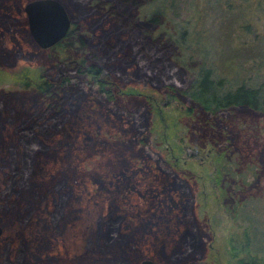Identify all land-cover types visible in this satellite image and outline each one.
Here are the masks:
<instances>
[{"label":"rangeland","instance_id":"rangeland-1","mask_svg":"<svg viewBox=\"0 0 264 264\" xmlns=\"http://www.w3.org/2000/svg\"><path fill=\"white\" fill-rule=\"evenodd\" d=\"M27 1L9 0L13 4L9 9L16 14L11 20L17 29L13 35L29 55L20 59L17 67L30 71L26 74L30 81L23 77L12 81L0 79V166L14 160L21 162L25 146L17 124L31 118L46 102L44 95L32 88V74L40 69L52 70L55 61L50 47L37 49L26 39L28 34L22 29L28 28L24 11ZM60 1L71 20L83 12L81 0ZM214 1L145 0L131 6L129 11L146 16L159 7L164 9L168 25H157L152 30L154 35L161 33V29L173 33L177 29L186 30L187 46L177 51L174 46L173 57L189 71L194 72L200 63H209L218 74L231 79L249 75L260 79V74H264V47L242 43L243 40L257 42L253 34H264V12L252 3L247 16L240 18L237 10L223 13L224 9ZM91 2L87 3L88 7ZM85 16L88 17L77 20L87 33L94 31V41L96 35L100 34V38L105 28L111 27L113 18L102 8ZM249 20L252 34L240 31V22ZM5 38L8 47L13 45L10 33ZM87 50L102 54L94 48ZM118 60V65H122V59ZM187 78H191L190 72L186 81ZM107 81L117 104L129 110L142 106L147 110L149 123L157 120L153 108L148 107L151 100L146 96L148 90L142 88L138 79L109 73ZM183 105L173 100L168 107L161 106L165 116L171 119L166 140H160L154 131L148 137L155 145L165 148L170 163L175 161L165 146H171L169 142L173 141L182 144L176 165L186 177L187 183L182 181L186 190L183 193L189 198L185 207L180 201L178 206L170 203V196L180 195V189L173 184L174 172L168 175L154 169L152 162L139 154L140 143L132 142L130 133L125 134L120 120L110 118L87 100L63 127L66 129L50 138L40 134L41 138H37L44 144L27 146L30 149L24 161L28 164L24 165L28 173H24L26 186L22 193L25 191L30 202L18 194L4 200L2 180L8 173L5 167L0 168V263L140 264L142 258L148 257L158 264H188L194 260L205 264H238L239 259L253 255L264 262V113L232 108L212 123L202 109L188 112ZM224 125L232 146L223 165L233 176L226 180L228 193L221 199L223 193L217 198L219 187L214 181V157L219 149L213 142L222 137ZM187 146L197 149V155H188ZM61 197L62 213L55 219L50 212ZM19 202L22 204L16 209ZM184 209L190 213L194 234L180 218ZM115 213L119 214L120 228L131 235V244H126L129 248L120 244L107 247L95 241L97 222ZM184 229L198 236L202 244L200 254L178 253L184 241L180 230ZM120 258H123L121 262Z\"/></svg>","mask_w":264,"mask_h":264},{"label":"trees","instance_id":"trees-1","mask_svg":"<svg viewBox=\"0 0 264 264\" xmlns=\"http://www.w3.org/2000/svg\"><path fill=\"white\" fill-rule=\"evenodd\" d=\"M81 1L83 2H81L83 12L78 16L74 15L65 36L49 46L52 50L50 55L55 57V61L50 67L52 70L40 69L32 74V88L44 95L46 102L31 118L17 124L19 135L21 133V137H19L23 139L25 146L24 153L20 163L14 160L10 164L0 166L2 170L5 167V171H7L5 173H8V177L2 180L3 190L8 196L4 194V200L7 201L11 196L18 194L30 202L25 191L22 193L26 186L24 173L26 171L28 173L24 165L28 164L24 161L25 155L30 149L27 146L30 143L44 144L37 138L40 137V134H47L50 138L55 132L66 129L63 127L69 124L70 118L77 113L79 105L88 100L105 111L110 118L114 117L120 120L119 124L126 131L125 134L129 136L130 133V140L134 143H140L139 154L144 159L151 161L154 169L168 175L173 174L172 171L174 172L173 178L176 179V182L173 184L177 190L180 189V195L179 197L170 196V203L178 206L177 202L180 201V205L185 207L189 198L183 193L186 190L182 181L186 182L184 179L186 177L179 173V167L176 165L179 160L178 154L182 151L179 149V145L182 144L173 141V143L169 142L171 146H165L175 161V163H170L165 156V148L155 145L153 140L148 137L150 131L157 132L160 140H166L169 135L167 130L168 127L170 128L171 121L169 120L171 119L165 116L161 106L168 107L171 101L179 100L188 112L193 111L194 108L202 109L212 123L217 116L232 108H248L264 113V74H260V79H256L255 75L231 79L223 74H218L209 63H200L195 67L194 72L189 71L185 64L173 57L174 46L177 48L176 51L179 50L178 48L182 49L187 46L186 30L178 31L177 29L173 33L161 29L162 32L156 35L152 31L157 25L160 27L168 25L164 19V9L159 7L148 15L141 16L129 10L131 6H138L145 0H92L89 7L87 3L91 0ZM126 2L129 5H125ZM214 2L221 5L220 8L224 9L223 13L237 10L236 14L240 18L247 16L246 13L252 3L257 9L264 12V0H239V3L232 0H215ZM9 3V0H0V79L6 78L12 81L23 77V79L26 78L30 81L29 76L26 75L30 71L17 67L18 61L29 55L27 50L24 51L22 43L17 41L13 35L17 29L11 20L15 18L16 14L9 9V5L12 4ZM100 8L113 18L110 20L113 24L111 23V27L105 28V33L100 38V34L96 35L94 41L92 40L94 31L91 30V34L87 33L78 22L77 17L80 19L85 17L86 19L88 17L85 16L86 14L90 16L92 12L100 10ZM14 9L18 10L16 4ZM22 30L27 32L26 39L30 45L38 49L40 46L34 41L28 28L24 27ZM240 31L252 34V21L240 22ZM8 33L11 34L13 41V45L10 47L7 46L5 38ZM112 34L113 36L116 35L113 39ZM159 35H163L164 38L161 39ZM253 35L257 42L248 43L243 40L242 44L264 47V34L255 33ZM87 48L100 50L102 54H93L91 51L87 53ZM129 50H131V54ZM63 51L64 54L61 55ZM116 59H122L123 64L118 65L119 60L116 61ZM138 68H141V72ZM188 72H190L191 78H187L186 81ZM109 73L118 74L124 79H138L142 88L148 90L146 96L147 99H151L148 100L150 102L148 107L149 109L153 108L157 120H152V123H149L146 119L147 110L144 111L142 106L136 110H129L117 104L114 91L107 81ZM226 127L224 125L222 137L213 142L219 149L214 157L216 160L214 181L219 187L220 195L217 198L223 193L221 199L228 193L226 180L233 176L231 170L225 164L223 165L225 158H227V152L232 146L230 134ZM186 152L191 156L197 155V149L191 146L186 147ZM62 198L55 201L54 208L50 212V215L55 219L62 213ZM21 204L19 202L16 209ZM115 214H109L102 221H98L95 226V241L103 246L131 244V235L125 229L120 228L119 214ZM189 214V211L184 209L180 218L194 234ZM180 235L184 237V241L179 247L178 253L184 255L188 253L200 254L202 244L196 234L194 236L184 229L183 231L180 230ZM129 244L126 245L127 248L130 247ZM122 254H124V249ZM257 257L259 256L253 255L252 257L248 256L247 259L241 258L238 264H264L261 258ZM19 259L20 251L17 260ZM122 260L123 258L119 259L120 262ZM201 262L194 260L188 264H205ZM2 264H6V262Z\"/></svg>","mask_w":264,"mask_h":264},{"label":"water","instance_id":"water-1","mask_svg":"<svg viewBox=\"0 0 264 264\" xmlns=\"http://www.w3.org/2000/svg\"><path fill=\"white\" fill-rule=\"evenodd\" d=\"M29 32L40 47H49L65 36L71 25L69 14L60 0H28L24 4ZM1 232V226H0ZM140 264H158L144 257Z\"/></svg>","mask_w":264,"mask_h":264}]
</instances>
